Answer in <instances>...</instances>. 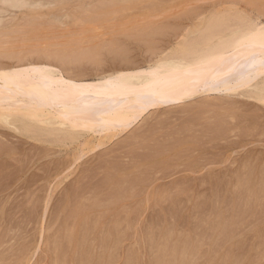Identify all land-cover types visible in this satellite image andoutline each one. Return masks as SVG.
Segmentation results:
<instances>
[{
	"label": "rangeland",
	"instance_id": "obj_1",
	"mask_svg": "<svg viewBox=\"0 0 264 264\" xmlns=\"http://www.w3.org/2000/svg\"><path fill=\"white\" fill-rule=\"evenodd\" d=\"M58 1L60 4L55 8H61V10L57 17L51 19L52 24L49 25H52L53 29L49 27L50 29H47L45 33L49 38L52 37L51 42L45 40L44 43L43 39L39 41L33 39L28 44L23 43L28 46L25 44L26 47L24 45L21 47L22 42L16 39L12 42L21 44L19 50H16L18 46L15 44L14 47L12 45L10 47V45L7 46L10 43H5L0 46V49L5 47V50L7 49L0 50L1 67L18 66L29 61L37 64L47 63L58 68L64 75L91 81L114 70H121L118 68L123 65L128 66L130 61L129 65L135 63V66L145 67L156 60L155 53L159 54L168 45H176L184 37L196 39L198 42L208 39L205 35L212 34L209 38L215 41L214 38L218 37V40L219 36H226L235 28L248 27L247 25L251 23L264 25V0H139L136 2L137 8L135 4L134 9L131 7L132 9L128 8L130 10L110 13L109 20L102 24L95 20L85 23L81 18L82 14L76 11L77 5L87 0ZM92 7L94 5L89 9ZM10 15H15L19 22L23 16L19 12H12L5 19H9ZM216 20H220L222 24L220 27H215L220 31L210 33L211 25H208L211 22L215 24ZM21 32L30 38V33L28 35L27 31ZM58 32H61L60 35ZM76 33L79 34L80 40L79 43L76 42L77 45L73 41H71L72 44L65 42L66 36L76 37ZM22 34L19 36L22 37ZM38 42L41 43L38 44ZM148 44L152 45L148 46ZM158 45L162 47L161 50ZM67 46H69L68 49H66ZM11 48L13 50L16 48V53L19 52L22 55L16 56L15 50L13 52ZM87 48L90 50L89 53L93 49L94 56L93 54L92 56L94 60L97 58L95 61L91 59L93 58L91 56L90 59L86 56H80L77 60L70 59L78 57L79 50L88 52ZM70 50L73 51L72 54ZM76 50H78L77 53ZM10 51L14 55H9ZM2 55H5V58H2ZM21 56L24 57L22 64L19 63ZM17 57L21 59L18 60ZM85 58H88L90 62ZM61 59H65V62ZM206 96L207 94H203L183 104L154 109L142 117L145 121L141 118V121L131 123L121 133H113V130H110L95 135L83 132H71L69 135L70 132H59L58 126L43 128L44 125H39L32 133H28L31 138L27 133L24 134L25 137L20 136L2 122V125L0 124V233L3 234H0V264H71V262L74 264L82 258L84 262L80 260L79 264H87V261L88 264H264V247H262L264 246V105L254 99L237 95L228 96L223 93L220 96L210 95L207 96L208 98ZM192 120L195 121L191 122ZM16 124L18 123H14V126ZM17 126L19 127V124ZM48 127L50 128L46 130ZM50 130L51 133H55H48ZM37 131L41 136L35 133ZM193 133L194 135L198 133L196 135L198 137ZM66 135L70 138L67 139ZM110 164L113 166L110 167ZM246 168L250 169L246 172ZM142 178H145V181ZM103 179L106 180V184H103ZM259 190L262 192L261 197L258 196L261 193ZM109 192L111 194H108ZM82 227L83 230H81ZM84 229L89 231L86 232ZM65 230L67 234L72 233L67 235ZM67 237L70 238L69 242ZM101 240L107 241L108 250L105 251L107 244ZM58 244L61 245L58 246ZM81 248L83 250H80ZM75 249L77 252L74 251ZM19 250L22 251L21 254ZM79 250L80 253H78ZM76 256L80 257L77 259ZM66 257L67 259L64 260ZM58 260L64 262L60 263Z\"/></svg>",
	"mask_w": 264,
	"mask_h": 264
},
{
	"label": "bare ground",
	"instance_id": "obj_2",
	"mask_svg": "<svg viewBox=\"0 0 264 264\" xmlns=\"http://www.w3.org/2000/svg\"><path fill=\"white\" fill-rule=\"evenodd\" d=\"M139 0H87L86 2L79 3L77 5V10L84 19L85 23H90L89 21L95 20L100 24L109 20L108 16L110 13H119L118 11L130 10L128 8H133L136 2ZM257 1V0H256ZM145 2V1H144ZM260 2V1H259ZM58 0H0V46L5 43L7 46L12 45L14 47L16 44L12 41L18 40L21 44L18 47H26L25 44L33 39L39 41V39L50 40L51 36H47L45 33L47 29H50L51 19L57 17L61 8L57 9L59 5ZM141 4V2H140ZM262 4V3H261ZM89 9V7L93 6ZM136 4V8H137ZM264 5V4H263ZM261 5V6H263ZM55 6H57L55 8ZM140 6V5H139ZM110 8H113L112 10ZM131 8V9H132ZM135 8V9H136ZM264 8V7H263ZM261 9V7H260ZM12 12H19L22 20L16 19L15 15L11 16L8 20L5 19L7 15ZM201 13V12H200ZM197 14V13H196ZM195 14V15H196ZM260 14V13H259ZM192 15V14H191ZM190 15V16H191ZM123 18V17H122ZM213 18V17H212ZM18 20V22L16 20ZM211 20V19H210ZM208 21V20H207ZM206 21V22H207ZM215 24H209L210 33L218 32L215 27H220L222 24L220 20H216ZM109 22V21H108ZM210 22V21H209ZM220 22V23H219ZM10 24V25H8ZM224 24V23H223ZM49 25V26H48ZM207 26V27H208ZM248 27H243L239 29H234L230 31L226 36H219L220 38L215 41L210 40L209 37L212 34L205 35L208 39L196 41L192 39L184 38L176 43V45H168V47L159 46V54L155 53V59L147 66H135L134 64L123 65L115 71L108 73L107 75H102L96 77L91 81H86L83 79H77L75 77L67 76L62 74L60 70L50 64H37L36 62H30L22 64V59L18 57L16 59L21 62L22 65L1 67L0 66V124L2 122L8 128H12L15 133L24 136L25 133H32L33 130L39 125L46 126H58L59 132H67L71 135V132L84 134H100L103 132H109L113 130L114 132L121 133L124 131L131 123L139 121L144 115L148 114L154 109H160L163 107H168L175 104H183L185 102L197 99L203 94L220 96V94L226 95H237L242 97H247L259 101L264 105V25L251 23L247 25ZM50 27V28H49ZM60 28V27H58ZM53 29V28H51ZM157 31L156 28H153ZM209 29V27L207 28ZM228 29V28H227ZM154 30V31H155ZM160 30V29H158ZM175 30V29H174ZM200 30V28H199ZM19 31V32H18ZM21 31H27L29 36L26 37ZM61 31V30H60ZM155 31V34L157 33ZM203 31V30H202ZM153 32V31H152ZM174 32V31H173ZM178 31H176L177 33ZM189 32V31H188ZM187 32V33H188ZM56 33V32H55ZM61 32H58L60 35ZM149 33V32H148ZM23 36L20 37L19 35ZM129 34V33H128ZM178 34V33H177ZM49 35V34H48ZM76 37L66 36L65 42L80 41L78 39V33L75 34ZM131 35V34H130ZM152 35V33H151ZM146 36V35H145ZM170 36V35H169ZM214 36V35H213ZM218 36V35H216ZM33 37V38H31ZM154 37V36H153ZM181 37V36H180ZM58 38V37H57ZM150 38V37H149ZM176 39V37L174 36ZM56 39V37H55ZM54 39V40H55ZM61 39V38H60ZM10 40V41H8ZM40 40V41H41ZM198 40V39H197ZM35 41V40H34ZM56 41V40H55ZM177 41V40H176ZM175 41V42H176ZM26 42L25 44H23ZM48 42V43H50ZM59 42V41H58ZM63 44H66V43ZM140 42V41H139ZM143 42V41H141ZM145 42V41H144ZM143 42V43H144ZM206 42V43H205ZM13 43V44H11ZM41 42H38V44ZM79 43V42H78ZM15 44V45H14ZM26 44V45H27ZM31 44V43H30ZM140 44V43H139ZM163 44V43H162ZM14 45V46H13ZM45 45V44H44ZM53 45V44H52ZM60 45V44H59ZM67 45V44H66ZM152 44H148L150 46ZM154 45V44H153ZM16 46V47H17ZM28 46V45H27ZM75 46V45H74ZM73 46V47H74ZM5 47V46H4ZM10 47L8 48L10 50ZM16 50H19V47ZM67 46L66 49H68ZM6 48V47H5ZM5 48H3L5 50ZM46 48V47H44ZM50 49V47L48 46ZM56 48V47H55ZM72 48V47H71ZM0 49V50H3ZM14 49V50H15ZM42 49V48H41ZM76 49V48H75ZM73 49V51H75ZM88 49V48H87ZM154 49V48H153ZM157 49V47H156ZM7 50V49H6ZM5 50V51H6ZM11 50L14 52L13 48ZM15 54L16 56L22 55L19 52ZM25 48L23 49V51ZM52 50V49H51ZM56 50V49H55ZM63 50V49H62ZM84 50V49H83ZM89 50V49H88ZM121 50V49H120ZM10 51L9 55L14 53ZM22 51V50H21ZM20 51V52H21ZM28 51V50H26ZM25 51V52H26ZM50 51V50H48ZM68 51V50H67ZM72 51V52H73ZM78 50H76L77 53ZM96 51V48H95ZM45 52V51H44ZM54 52V51H53ZM59 51H57L58 53ZM71 52V50H70ZM72 52L70 54H72ZM80 51L77 56H72L76 60L82 57H93L92 52L89 53ZM120 52V51H119ZM55 53V54H57ZM97 51L95 52V54ZM1 54V53H0ZM53 54V53H52ZM64 54V53H62ZM75 54V53H74ZM93 54V56H92ZM8 55V56H9ZM48 55V53H47ZM51 55V54H49ZM69 55V54H66ZM117 55V54H116ZM120 55V54H119ZM127 55V53H126ZM25 56V55H23ZM45 56V55H44ZM52 56V55H51ZM55 56V55H54ZM61 56V55H60ZM71 56V55H70ZM121 56V55H120ZM118 56V57H120ZM154 56V55H153ZM1 57V56H0ZM7 57V55H6ZM53 57V56H52ZM68 57H66L68 59ZM107 57V56H106ZM115 57V56H113ZM136 57V56H135ZM5 58V55H2ZM11 58V57H10ZM14 58V57H13ZM101 58V57H100ZM117 58V57H115ZM46 59V58H45ZM48 59V58H47ZM55 59V58H53ZM66 59V60H67ZM69 59V60H70ZM83 59V58H82ZM86 59V58H85ZM88 59V58H87ZM86 59V60H87ZM88 61L90 62V60ZM94 60V57L91 58ZM97 59V58H96ZM95 59V60H96ZM126 59V58H125ZM146 59V58H145ZM50 60V59H49ZM62 62L65 59H61ZM60 60V61H61ZM94 60V61H95ZM109 60V59H108ZM119 60V59H118ZM147 60V59H146ZM44 61V60H43ZM54 61V60H53ZM59 61V62H60ZM81 61V60H80ZM111 61V60H110ZM121 61V60H120ZM124 61V59H123ZM148 61V60H147ZM11 62V61H10ZM16 62V61H15ZM50 62V61H48ZM52 62V61H51ZM50 62V63H51ZM58 62V61H57ZM65 62V61H64ZM72 62V61H70ZM79 61H77L78 63ZM92 62V60H91ZM100 62V61H99ZM128 62V61H127ZM67 63V62H66ZM65 63V64H66ZM76 64V62H74ZM110 63V62H109ZM108 63V64H109ZM113 63V62H112ZM115 63V62H114ZM148 63V62H147ZM18 64V62L16 63ZM74 64V65H75ZM86 65V63L84 62ZM120 64V63H119ZM118 64V65H119ZM122 64V63H121ZM141 64V63H140ZM6 65V64H3ZM70 65V64H69ZM73 65V66H74ZM90 65V64H89ZM112 65V64H111ZM60 66V65H59ZM68 66V65H67ZM78 66H80L78 64ZM92 66V65H90ZM75 67V66H74ZM73 67V68H74ZM87 67V66H86ZM89 67V66H88ZM95 67V66H94ZM98 69V65L96 66ZM78 68V67H77ZM81 68V67H80ZM113 68V67H112ZM79 69V68H78ZM100 69V68H99ZM95 70V69H94ZM91 71V70H90ZM97 71V70H96ZM68 72V71H67ZM69 74V73H68ZM91 74V73H90ZM73 76V75H72ZM234 91H239L235 93ZM206 96V98H208ZM225 96V95H224ZM220 104V103H219ZM209 105V104H208ZM213 105V104H212ZM232 105V104H231ZM200 106V105H198ZM218 106V105H216ZM227 106V105H225ZM235 106V105H234ZM212 107V106H211ZM214 108V107H213ZM226 108V107H221ZM190 109V108H188ZM196 109V108H195ZM195 109H193L195 111ZM189 111V110H188ZM233 112V111H232ZM251 112V111H250ZM256 112V111H255ZM198 113V112H197ZM162 114V113H161ZM258 114V113H257ZM226 115V114H225ZM170 116V115H168ZM254 116V115H253ZM167 117V116H166ZM264 117V116H263ZM194 119V117H192ZM249 118V116H248ZM143 119V118H142ZM141 119V120H142ZM145 119V118H144ZM143 119V121H145ZM201 119V118H200ZM251 119V118H249ZM258 119V118H257ZM262 119V118H261ZM140 120V121H141ZM157 120V119H156ZM165 120V119H164ZM199 120V119H197ZM216 120V119H215ZM222 120V119H221ZM227 120V119H226ZM12 121V122H11ZM171 121V120H170ZM173 121V120H172ZM195 121V120H194ZM193 120L191 122H194ZM233 121V120H232ZM14 123H18L19 127ZM174 123V122H173ZM229 123V122H227ZM232 123V122H231ZM175 124V123H174ZM142 125V124H141ZM17 126V127H16ZM167 126V125H164ZM212 126V125H211ZM41 127V128H42ZM10 128V129H11ZM40 128V127H39ZM50 127L46 128L49 129ZM148 128V127H147ZM171 128V127H170ZM195 128V127H194ZM53 129V128H52ZM55 129V128H54ZM163 129V127H162ZM188 129V128H187ZM190 129V128H189ZM196 129V128H195ZM204 129V128H203ZM41 130V129H40ZM44 130V129H43ZM150 130V129H147ZM157 130V129H156ZM201 130V128H200ZM209 130V129H208ZM56 131V129H55ZM178 131V130H177ZM195 131V130H194ZM198 131V130H197ZM205 131V130H204ZM217 131V130H216ZM52 131H48V133ZM143 132V131H142ZM168 132V131H167ZM171 132V131H170ZM174 132V131H173ZM35 133H39L38 131ZM44 133V132H43ZM138 133V132H137ZM160 133V132H159ZM158 133V134H159ZM166 133V132H165ZM206 133V132H205ZM210 133V132H209ZM17 134V135H18ZM26 134V135H27ZM40 134V133H39ZM47 134V133H46ZM62 134V133H61ZM65 134V133H64ZM117 134V133H116ZM114 134V136L116 135ZM147 134V132H146ZM157 134V135H158ZM170 134V133H168ZM186 134V133H185ZM192 134V133H191ZM190 134V135H191ZM198 133H196L197 135ZM29 135V134H28ZM27 135V136H28ZM33 135V134H32ZM68 135V134H67ZM66 138H70V136ZM83 135V134H81ZM131 135V134H130ZM142 135V134H141ZM148 135V134H147ZM164 135V134H163ZM167 135V134H166ZM194 135V133H193ZM194 135V136H196ZM204 135V132H203ZM30 136V135H29ZM39 136V135H38ZM41 136V134H40ZM45 136V135H44ZM63 136V135H61ZM60 136V137H61ZM77 136V135H75ZM85 136V135H84ZM108 136V135H107ZM113 136V134H112ZM137 136V135H136ZM151 136V134H150ZM154 137V135H152ZM165 136V135H164ZM216 136V135H215ZM5 137V136H3ZM25 137V136H24ZM31 137V136H30ZM48 138V136H46ZM59 137V138H60ZM138 137V136H137ZM147 137V136H146ZM158 137V136H157ZM162 137V136H161ZM198 137V136H196ZM32 138V137H31ZM53 138V137H52ZM63 138V137H62ZM88 138V136H87ZM86 138V139H87ZM142 138V137H140ZM144 138V137H143ZM149 138V137H147ZM151 138V137H150ZM11 139V138H10ZM37 139V138H36ZM133 139V138H132ZM138 138H136L137 140ZM181 139V138H179ZM6 140V139H5ZM147 140V139H146ZM172 140V139H171ZM182 140V139H181ZM47 141V140H46ZM127 141V140H126ZM131 141V140H130ZM129 141V142H130ZM144 141V140H143ZM142 141V142H143ZM151 141V140H150ZM157 141V140H156ZM168 141V140H167ZM186 141V140H183ZM4 142V141H3ZM128 142V143H129ZM135 143V141H132ZM152 142V141H151ZM163 142V141H162ZM161 142V143H162ZM165 142V141H164ZM7 143V142H6ZM158 143V142H157ZM160 143V142H159ZM170 143V142H169ZM202 143V142H201ZM9 144V143H8ZM13 144V143H12ZM124 144V143H122ZM131 144V143H130ZM129 144V145H130ZM133 144V143H132ZM150 144V143H149ZM166 144V143H165ZM164 144V145H165ZM173 144V143H172ZM15 145V144H14ZM19 145V144H18ZM97 145V144H96ZM100 145V144H99ZM98 145V146H99ZM119 145V144H118ZM136 145V144H135ZM163 145V143L161 144ZM223 145V144H222ZM9 146V145H8ZM97 146V147H98ZM128 146V145H127ZM137 146V145H136ZM150 146V145H148ZM217 146V145H216ZM7 147V146H6ZM11 147V146H9ZM122 147V146H121ZM134 147V146H133ZM145 147V146H144ZM187 147V146H186ZM213 147V146H212ZM30 148V147H29ZM116 148V147H115ZM129 148V147H128ZM127 148V149H128ZM155 149V147H153ZM159 148V147H158ZM173 148V147H172ZM188 148V147H187ZM13 149V148H12ZM28 149V148H27ZM33 149V146H32ZM135 149V147H134ZM14 150V149H13ZM35 150V149H34ZM137 150V149H136ZM152 150V149H151ZM128 151V150H127ZM146 151V150H145ZM18 152V151H17ZM117 152V151H116ZM183 152V151H182ZM35 153V152H34ZM118 153V152H117ZM38 154V153H37ZM192 154V153H191ZM214 154V153H212ZM218 154V153H217ZM27 155V154H26ZM30 155V154H29ZM43 155V154H42ZM110 155V154H109ZM156 155V154H155ZM249 155V154H248ZM120 156V155H119ZM132 156V155H131ZM259 156V155H258ZM42 157V156H41ZM114 157V156H113ZM129 157V156H128ZM135 157V156H134ZM148 157V156H147ZM150 157V156H149ZM175 157V156H174ZM37 159V158H36ZM140 159V158H139ZM173 158L171 157V160ZM16 160V159H15ZM119 160V159H118ZM248 160V159H247ZM256 160V159H254ZM17 161V160H16ZM19 161V160H18ZM17 161V162H18ZM35 161V160H34ZM109 160H107L108 162ZM114 161V160H112ZM111 161V162H112ZM139 161V160H138ZM201 161V160H200ZM210 161V159H209ZM121 162V161H120ZM207 162V160H206ZM24 163V162H23ZM162 163V162H161ZM195 163V162H194ZM248 163V162H247ZM255 163V162H253ZM1 164V163H0ZM18 164V163H17ZM99 164V163H98ZM101 164V163H100ZM107 164V163H106ZM116 164V163H115ZM163 164V163H162ZM190 164V163H188ZM206 164V163H204ZM45 165V164H44ZM50 165V164H49ZM103 165V164H102ZM105 165V164H104ZM126 165V164H125ZM208 165V164H207ZM252 165V164H251ZM6 166V165H5ZM48 166V165H47ZM83 166V165H82ZM98 166V165H97ZM113 166V165H112ZM110 164V167H112ZM121 166V165H120ZM22 167V166H21ZM49 167V166H48ZM91 167V166H90ZM243 167V166H242ZM251 167V166H250ZM2 168V167H1ZM39 168V167H38ZM54 168V167H53ZM85 168V167H84ZM100 168V166H99ZM108 168V166L106 167ZM16 169V168H15ZM123 169V168H122ZM187 169V167L185 168ZM246 168V172H247ZM250 169V168H249ZM248 169V170H249ZM21 170V169H20ZM82 170V169H81ZM144 170V169H143ZM147 170V169H146ZM145 170V171H146ZM22 171V170H21ZM53 171V170H52ZM186 171V170H185ZM236 171V170H235ZM61 172V171H60ZM91 172V171H90ZM147 172V171H146ZM183 172V170H182ZM233 172V171H232ZM245 172V173H246ZM14 173V172H13ZM38 173V172H37ZM59 173V172H58ZM88 174V172H86ZM100 173V172H99ZM190 173V172H189ZM263 173V172H262ZM40 174V173H39ZM93 174V173H91ZM95 174V173H94ZM97 174V173H96ZM241 174V173H240ZM243 174V172H242ZM247 174V173H246ZM250 174V173H249ZM254 173H252L253 175ZM160 175V174H159ZM221 175V174H220ZM7 176V175H6ZM38 176V175H37ZM104 176H106L104 174ZM108 176V175H107ZM264 176V175H263ZM13 177V176H12ZM111 177V176H110ZM109 177V178H110ZM148 176H146L147 178ZM239 177V176H238ZM245 177V176H244ZM255 177V175H254ZM32 178V177H31ZM80 178V177H79ZM89 178V177H88ZM93 178V177H92ZM96 178V177H95ZM101 178V177H100ZM107 178V177H106ZM108 178V179H109ZM132 178V177H131ZM138 178V177H136ZM241 178V177H240ZM246 178V177H245ZM244 178V179H245ZM252 178V177H251ZM250 178V179H251ZM262 178V176L260 177ZM6 179V177H5ZM102 179V178H101ZM133 179V178H132ZM145 181V178H142ZM148 179V178H147ZM219 179V178H217ZM216 179V180H217ZM10 180V179H9ZM81 180V179H80ZM90 180V179H89ZM99 180V179H98ZM104 180V179H103ZM141 180V179H140ZM252 180V179H251ZM1 181V180H0ZM12 181V180H11ZM86 181V180H85ZM88 181V179H87ZM177 181V180H176ZM179 181V180H178ZM200 181V180H199ZM220 181V180H219ZM225 181V180H224ZM262 181V179H260ZM16 182V181H15ZM32 182V181H31ZM118 182H120L118 180ZM133 182V181H131ZM185 182V181H183ZM229 183V181H227ZM238 182V181H237ZM70 183V182H69ZM122 183V181H121ZM137 182H135L136 184ZM187 183V182H186ZM199 183V182H198ZM204 183V182H203ZM213 183V182H211ZM244 183V182H243ZM263 183V181L261 182ZM26 184V183H25ZM31 184V183H30ZM99 184V183H98ZM106 184V180L104 183ZM184 184V183H183ZM192 184V182H191ZM201 184V183H200ZM218 184V183H217ZM224 184V183H223ZM232 184V183H231ZM259 184V183H258ZM32 185V184H31ZM95 185V184H94ZM114 185V184H113ZM119 185V183H118ZM128 185V184H127ZM177 185V183H176ZM199 185V184H198ZM208 185V184H207ZM206 185V186H207ZM230 185V184H229ZM24 186V185H23ZM76 186V185H75ZM167 186V185H166ZM165 186V187H166ZM203 186V185H202ZM217 186V185H216ZM222 186V185H221ZM237 186V184L235 185ZM258 187L260 185H257ZM20 187V186H19ZM86 187V185H85ZM125 187H127L125 185ZM159 187V186H158ZM188 187V186H187ZM186 187V188H187ZM227 187V186H226ZM244 187V186H243ZM254 187V186H253ZM37 188V187H36ZM80 188V187H79ZM213 188V187H212ZM261 188V187H260ZM66 189V188H65ZM77 189V188H76ZM96 189V187H95ZM157 189V188H156ZM209 189V188H208ZM225 189V188H224ZM239 189V188H238ZM237 189V190H238ZM250 189V188H249ZM123 190V188H122ZM236 190V191H237ZM240 190V189H239ZM245 190V188H244ZM77 191V190H76ZM80 191V190H79ZM82 191V190H81ZM88 191V190H87ZM91 191V190H90ZM93 191V190H92ZM168 191V190H167ZM198 191V190H197ZM243 191V190H242ZM249 191V190H248ZM20 192V191H17ZM35 192V191H34ZM72 192V191H71ZM84 192V191H83ZM94 192V191H93ZM113 192V191H112ZM119 192V191H118ZM123 192V191H121ZM178 192V191H177ZM176 192V193H177ZM216 192V190H215ZM259 192H261L259 190ZM88 193V192H87ZM99 193V192H98ZM164 193V191L162 192ZM169 193V191H168ZM239 193V192H238ZM242 193V192H241ZM34 194V193H33ZM80 194V193H78ZM91 194V193H90ZM97 194V193H96ZM108 194H111L110 192ZM195 194V192H194ZM248 194V192H247ZM251 194V192H250ZM258 194V196H260ZM241 195V194H240ZM22 196V195H21ZM79 196V195H78ZM105 196V194H104ZM107 196V195H106ZM195 196V195H194ZM250 196V195H249ZM30 197V196H29ZM64 197V196H63ZM103 197V196H101ZM109 197V195H108ZM133 197V196H132ZM243 197V196H242ZM261 197V196H260ZM130 198V197H129ZM212 198V197H211ZM215 198V197H214ZM20 199V198H19ZM27 199V198H26ZM102 199V198H100ZM104 199V198H103ZM184 199V198H183ZM234 199V198H233ZM244 199V198H243ZM242 199V200H243ZM24 200V199H23ZM36 200V199H34ZM62 200V199H61ZM228 200V199H226ZM89 201V200H88ZM98 201V200H97ZM101 201V200H99ZM159 201V200H158ZM216 201H218L216 199ZM229 201V200H228ZM76 202V201H75ZM176 202V201H175ZM220 202V200H219ZM249 202V201H248ZM88 203V202H87ZM94 203V202H93ZM97 202H95L96 204ZM166 203V202H165ZM174 203V201L172 202ZM214 203V202H212ZM211 203V204H212ZM250 203V202H249ZM253 203V202H252ZM16 204V203H15ZM178 204V203H177ZM216 204V203H215ZM248 204V203H247ZM257 204V203H256ZM36 205V204H35ZM46 205V204H45ZM86 205V204H85ZM171 205V204H170ZM169 205V207H170ZM176 205V204H175ZM243 205V204H242ZM255 205V204H254ZM21 206V205H20ZM73 206V205H72ZM130 206V205H129ZM180 205H178L179 207ZM260 206V204L258 205ZM70 207V206H69ZM75 207V205H74ZM168 207V208H169ZM213 207V206H212ZM235 207V206H233ZM238 207V206H237ZM12 208V207H11ZM18 208V207H17ZM37 208V207H36ZM177 208V206H176ZM196 208V207H195ZM219 208V207H218ZM240 208V207H239ZM255 208V207H254ZM258 208V207H257ZM262 208V207H261ZM8 209V208H7ZM28 209V207H27ZM30 209V208H29ZM182 209V208H180ZM194 209V208H193ZM224 209V208H223ZM53 210V209H52ZM68 210V209H67ZM75 210V208H74ZM229 210V209H228ZM240 210V209H239ZM238 210V211H239ZM262 210V209H261ZM18 211V210H17ZM16 211V212H17ZM25 211V210H24ZM178 211V210H177ZM210 211V209H209ZM216 211V210H214ZM256 211V210H255ZM15 212V213H16ZM28 212V211H27ZM76 212V211H74ZM208 212V211H207ZM213 212V210H212ZM234 212V211H233ZM249 212V211H248ZM21 213V212H20ZM72 213V212H71ZM89 213V212H88ZM168 213V212H166ZM192 213V212H191ZM200 213V212H199ZM236 213V212H235ZM238 213V212H237ZM257 213V212H256ZM70 214V213H69ZM111 214V213H110ZM116 214V213H114ZM193 214V213H192ZM198 214V213H197ZM207 215V213H205ZM242 214V213H241ZM253 214V213H251ZM262 214V213H261ZM13 215V214H12ZM72 215H74L72 213ZM77 215V214H76ZM112 215V214H111ZM124 215V214H123ZM162 215V214H161ZM166 215V214H165ZM230 215V214H229ZM6 216V215H5ZM23 216V215H22ZM29 216V215H28ZM100 216V215H99ZM104 216V215H103ZM110 216V215H109ZM115 216V215H114ZM133 216H135L133 214ZM205 216V215H204ZM220 216V215H219ZM225 216V215H224ZM240 216V215H239ZM11 217V216H10ZM90 217V215H89ZM111 217V216H110ZM116 217V216H115ZM202 217V216H200ZM210 217V216H209ZM5 218V217H4ZM18 218V217H17ZM72 218V217H71ZM76 218V216H75ZM130 218V217H129ZM133 218V217H132ZM234 218V217H233ZM236 218V217H235ZM239 218V217H238ZM77 219V218H76ZM75 219V220H76ZM123 219V218H122ZM178 219V218H176ZM26 220V219H25ZM67 220V219H66ZM73 220V218H72ZM87 220V219H86ZM98 220V219H97ZM118 220V218H117ZM131 220V218H130ZM134 220V219H133ZM183 220V219H182ZM203 220V219H202ZM206 220V219H205ZM208 220V219H207ZM234 220V219H233ZM22 221V220H21ZM59 221V220H58ZM63 221V220H62ZM108 221V219H107ZM110 221V220H109ZM119 221V220H118ZM132 221V220H131ZM173 221V220H172ZM241 221V220H240ZM19 222V221H17ZM33 222V221H32ZM70 222V221H69ZM115 222V220H114ZM122 222V220H121ZM130 222V221H129ZM135 222V221H134ZM14 223V222H13ZM89 223V222H88ZM98 223V222H97ZM113 223V221H112ZM118 223V222H117ZM120 223V222H119ZM118 225H121V223ZM150 223V222H149ZM158 223V222H157ZM170 223V222H169ZM168 223V224H169ZM181 223V222H180ZM233 223V222H232ZM48 224V223H47ZM58 224V223H56ZM62 224V223H61ZM82 224V222H81ZM85 224V223H84ZM91 224V223H90ZM115 224V223H113ZM130 224V223H129ZM167 224V223H166ZM167 224V225H168ZM204 224V223H203ZM215 224V223H213ZM234 224V223H233ZM50 225V224H49ZM68 225V224H67ZM89 225V224H88ZM117 225V227H118ZM205 225V224H204ZM228 225V224H227ZM232 225V224H231ZM6 226V225H5ZM13 226V225H12ZM26 226V225H25ZM58 226V225H57ZM62 226V225H61ZM80 226V225H79ZM83 226V225H82ZM86 226V225H85ZM92 226V225H91ZM107 226V225H106ZM124 226V224H123ZM127 226V225H126ZM131 226V225H130ZM202 226V225H201ZM208 226V225H207ZM236 226V225H235ZM18 227V226H17ZM90 227V226H89ZM116 227V225H115ZM114 227V230H115ZM129 227V226H128ZM126 227V228H128ZM148 227V225H147ZM160 227V225H159ZM172 227V226H171ZM224 227V226H223ZM238 227V226H237ZM241 227V226H240ZM86 228V227H85ZM105 229V227H103ZM111 228V227H110ZM124 228V227H123ZM157 227H155L156 229ZM8 229V228H7ZM58 229V228H57ZM81 229V228H79ZM87 229V228H86ZM89 229V228H88ZM92 229V228H90ZM153 229V228H152ZM169 229V228H168ZM171 229V228H170ZM200 229V228H199ZM27 230V229H26ZM64 230V229H63ZM62 230V231H63ZM83 230V227L82 229ZM118 230V228H117ZM123 230V229H122ZM154 230V229H153ZM198 230V228L196 229ZM21 231V230H20ZM46 231V230H45ZM55 231V229H54ZM60 232V230H58ZM66 231V230H65ZM76 231V230H75ZM84 231L88 232L84 229ZM91 231V230H90ZM93 231V230H92ZM116 231V230H115ZM221 231V230H220ZM219 231V232H220ZM19 232V231H18ZM26 232V231H24ZM113 232V231H112ZM150 232V231H149ZM153 232V231H152ZM194 232V231H193ZM222 232V231H221ZM225 232H227L225 230ZM41 233V232H40ZM68 232L66 231V234ZM70 233V231H69ZM72 233V232H71ZM70 233V234H71ZM77 233V232H76ZM118 233V232H117ZM116 233V234H117ZM162 233V232H161ZM173 233V232H172ZM200 233V232H199ZM3 234V233H0ZM63 234V233H62ZM67 234V235H70ZM125 234V233H124ZM61 235V234H60ZM82 235V233H81ZM85 235V234H84ZM89 235V234H88ZM114 235V234H113ZM149 235V234H148ZM181 235V234H180ZM184 235V234H183ZM194 235V234H193ZM221 235V234H220ZM219 235V236H220ZM233 235V234H232ZM17 236V235H16ZM47 236V235H46ZM49 236V235H48ZM59 236V235H57ZM64 236V235H63ZM83 236V235H82ZM111 236V235H110ZM150 236H152L150 234ZM188 236V235H187ZM218 236V237H219ZM61 237V236H60ZM84 237V236H83ZM103 237V236H102ZM109 237V236H108ZM116 237V236H115ZM118 237V235H117ZM125 237V235H124ZM189 237V236H188ZM203 237V236H202ZM206 237V236H205ZM234 237V236H233ZM1 238V237H0ZM54 238V237H53ZM57 238V237H56ZM54 238V239H56ZM66 238V237H65ZM87 238V236H86ZM112 238V236H111ZM114 238V236H113ZM120 238V236H119ZM151 238V237H150ZM156 238V235H155ZM158 238V237H157ZM194 238V236H193ZM231 238V236H230ZM53 239V240H54ZM70 239V238H69ZM67 237V240L69 242ZM72 239V238H71ZM80 239V237H79ZM84 239V238H83ZM102 239V238H101ZM116 239V238H114ZM229 239V238H228ZM227 239V240H228ZM51 240V239H50ZM58 240V239H57ZM82 240V237H81ZM86 240V239H84ZM93 240V238H92ZM107 240V239H106ZM109 240V239H108ZM121 240V239H119ZM49 241V240H47ZM56 241V240H55ZM64 241V239H63ZM63 241H61L63 243ZM72 241V240H71ZM102 241V240H101ZM122 241V240H121ZM193 241V240H192ZM200 241V240H199ZM6 242V241H5ZM50 242V241H49ZM78 242V241H77ZM89 242V241H88ZM95 242V241H94ZM103 243L105 241H102ZM107 242V241H106ZM105 242V243H106ZM109 242V241H108ZM116 242V241H115ZM175 242V240H174ZM180 242V241H179ZM188 242V241H187ZM195 242V241H194ZM44 243V242H43ZM52 243V242H51ZM54 243V242H53ZM56 243V242H55ZM65 244H67L64 241ZM90 243V242H89ZM100 243V242H99ZM102 243V244H103ZM111 243V242H110ZM163 243V242H162ZM160 243V244H162ZM181 243V242H180ZM185 243V242H184ZM198 243V241H197ZM45 244V243H44ZM69 244V243H68ZM80 244V242H79ZM78 244V246H79ZM101 244V243H100ZM107 244V243H106ZM112 244V243H111ZM260 244V243H259ZM61 245V244H60ZM58 244V246H60ZM64 245V244H63ZM83 245V244H82ZM92 246L93 244H89ZM104 245V244H103ZM118 245V244H117ZM219 245V244H218ZM21 246V245H20ZM57 246V247H58ZM68 246V245H67ZM81 246V244H80ZM88 247V245H86ZM84 245V247H86ZM90 246L88 248H90ZM105 245V247H107ZM174 246V245H173ZM185 246V245H184ZM187 246V245H186ZM83 247V249H84ZM198 247V245H197ZM264 247V246H262ZM19 248V247H18ZM26 248V247H25ZM50 248V247H48ZM53 248V247H52ZM71 248V247H70ZM169 248V247H168ZM178 248V246H177ZM195 248V247H194ZM22 249V248H21ZM60 249V248H59ZM78 249V248H77ZM75 249L74 251H76ZM82 248L80 250H83ZM101 249V248H100ZM103 249V248H102ZM101 249V250H102ZM111 249V247H110ZM116 249V247L114 248ZM17 250V248H16ZM15 250V251H16ZM42 249H40L41 251ZM52 250V249H51ZM50 250V252H51ZM55 250V249H54ZM57 250V249H56ZM80 250L78 253H80ZM89 250V249H88ZM108 250L105 249V251ZM175 250V249H174ZM25 251V250H24ZM39 251V250H38ZM45 251V250H44ZM53 251V250H52ZM58 251V250H57ZM62 251V250H60ZM59 251V253H60ZM91 251V250H89ZM192 251V250H191ZM13 252V251H12ZM20 254L22 251H20ZM70 252V251H69ZM77 252V251H76ZM99 252H101L99 250ZM98 252V254H100ZM103 252V251H102ZM130 252V251H129ZM161 252V251H160ZM168 252V251H167ZM178 252V251H177ZM15 253V252H14ZM54 253V251H53ZM57 253V252H56ZM62 253V252H61ZM67 253V252H66ZM93 253H95L93 251ZM116 253V252H115ZM114 253V254H115ZM195 253V252H194ZM11 254V253H10ZM39 254V253H38ZM52 254V252H51ZM50 254V255H51ZM64 254V252H63ZM62 254V255H63ZM87 254V252H86ZM92 254V253H91ZM90 254V255H91ZM104 254V253H103ZM113 254V252H112ZM132 254V253H131ZM161 254V253H160ZM184 254V253H183ZM192 254V252H191ZM18 255V254H17ZM36 255V254H35ZM61 255V256H62ZM78 255V254H77ZM83 255V254H82ZM85 255V254H84ZM83 255V256H84ZM88 255V254H87ZM95 254L94 256H96ZM102 255V254H101ZM106 255V254H104ZM110 255V254H109ZM236 255V254H235ZM16 256V255H15ZM48 256V255H47ZM57 256V255H56ZM60 256V255H59ZM65 256H67L65 254ZM111 256V255H110ZM131 256V255H130ZM176 256V255H175ZM186 256V255H185ZM238 256V255H237ZM71 257V255L69 256ZM74 257V256H73ZM77 257V256H76ZM80 257V256H79ZM77 257V259L79 258ZM93 257V256H92ZM92 257L90 259H92ZM118 257V256H117ZM134 257V256H133ZM177 257V256H176ZM239 257V256H238ZM8 258V257H7ZM55 258V257H54ZM61 258V257H59ZM58 258V259H59ZM88 258V256H87ZM94 258V257H93ZM97 258V256H96ZM102 258V257H100ZM106 258V257H105ZM109 258V257H108ZM113 258V257H112ZM131 258V257H130ZM190 258V257H189ZM240 258V257H239ZM37 259V258H36ZM39 259V258H38ZM63 259V258H62ZM67 257L64 259L66 260ZM76 259V260H77ZM83 259V258H82ZM79 259V262L80 260ZM103 259V258H102ZM118 259V258H117ZM47 260V259H46ZM52 260V259H51ZM61 260V259H59ZM58 260V261H59ZM72 260V259H71ZM89 260V259H87ZM95 260V259H94ZM107 260V259H106ZM133 260V259H132ZM186 260V259H185ZM222 260V259H221ZM237 260V259H236ZM74 261V259H73ZM84 262V260H82ZM81 261V262H82ZM112 260L110 259V262ZM114 261V260H113ZM37 262V260H36ZM52 262V261H50ZM64 262V261H59ZM79 262H77L79 264ZM82 262V263H83ZM104 262V261H103ZM116 262V261H115ZM221 262V261H219ZM49 263V262H48ZM67 263V262H66ZM74 262V264H77ZM90 263V262H89ZM93 263V262H92ZM101 263V262H100ZM108 263V262H107ZM34 264V263H33ZM37 264V263H36ZM39 264V263H38ZM50 264V263H49ZM58 264V263H57ZM72 264V262H71ZM88 264V261H87ZM91 264V263H90ZM94 264V263H93ZM104 264V263H103ZM149 264V263H148Z\"/></svg>",
	"mask_w": 264,
	"mask_h": 264
}]
</instances>
